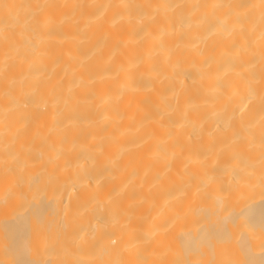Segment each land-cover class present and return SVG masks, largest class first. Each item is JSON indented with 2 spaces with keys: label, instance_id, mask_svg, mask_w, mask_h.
I'll return each instance as SVG.
<instances>
[{
  "label": "bare ground",
  "instance_id": "obj_1",
  "mask_svg": "<svg viewBox=\"0 0 264 264\" xmlns=\"http://www.w3.org/2000/svg\"><path fill=\"white\" fill-rule=\"evenodd\" d=\"M0 264H264V0H0Z\"/></svg>",
  "mask_w": 264,
  "mask_h": 264
}]
</instances>
